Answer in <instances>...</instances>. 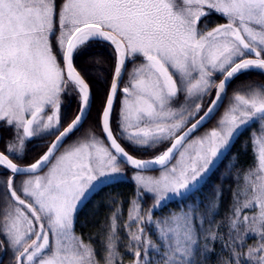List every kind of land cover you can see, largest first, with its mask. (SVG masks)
Listing matches in <instances>:
<instances>
[{"label":"snow or ice","instance_id":"1","mask_svg":"<svg viewBox=\"0 0 264 264\" xmlns=\"http://www.w3.org/2000/svg\"><path fill=\"white\" fill-rule=\"evenodd\" d=\"M213 14L226 22L201 27ZM100 46L112 50L110 82L101 67L76 64ZM250 71L264 74V0H0V140L12 133L0 151V264L5 254L8 264H264V85L228 95ZM89 74L107 88L96 121L77 136L93 108ZM66 97L77 110L65 125ZM250 127L241 148L251 142L253 163L242 180L236 173L217 219L236 161L211 194H199ZM44 136L55 138L34 162H14ZM125 145L156 154L140 158ZM122 166L135 186L124 235L123 202L109 196L98 252L96 236L85 242L76 233V216L92 195L126 179ZM145 197L154 201L147 212ZM172 200L179 206L154 218Z\"/></svg>","mask_w":264,"mask_h":264},{"label":"trees","instance_id":"2","mask_svg":"<svg viewBox=\"0 0 264 264\" xmlns=\"http://www.w3.org/2000/svg\"><path fill=\"white\" fill-rule=\"evenodd\" d=\"M59 3V0H58ZM224 22L223 19L217 16L208 17L203 21L201 24V27L206 23L208 25V28H212L216 26L217 24H221ZM99 59L101 61V64L97 66L94 61ZM77 67L84 68L88 67L89 69L101 67L103 71L107 75V81L110 82L111 77V70L113 67V57H112V50L107 46H100L90 49L88 52H86L83 56L79 57L76 61ZM131 65H129L130 67ZM126 72V71H125ZM88 80L92 86L93 90V108L92 112L90 114L89 120L85 121L83 127L81 128L80 132L76 133L77 136H80L84 133L86 129L89 128L90 125H93L96 121V110L99 107L101 103V96L102 93L107 88V82L105 83H98L95 75L89 74ZM256 84V85H264V74L258 71H250L245 72L242 75H240L237 79H235L231 85L229 86L228 95L231 96L234 89H236L238 86L241 85H247V84ZM123 85V83H122ZM121 85V86H122ZM119 97L117 98L118 101ZM227 101V97L225 98V103ZM224 106L221 107V109ZM117 108V103H116ZM77 110V102L76 100L72 101V103L68 107L62 108V114L64 117V124L66 125L70 119L75 115ZM218 114V113H217ZM115 119V115H114ZM217 119V115L208 123L205 125L204 128L201 129V132L206 130L207 128L213 126L214 122ZM254 127V126H252ZM252 127L248 129L242 130V134L238 137V139L235 141V143L232 146L231 152L228 154V156L222 161L220 166L217 169L216 174L212 177L211 181L207 186H205L200 195V199L203 200L206 195L211 194L212 187L216 183H218V177L221 172L224 171L225 165L229 163V160H235L236 161V167L232 169V178L225 181V193L223 197V203L220 208V216L217 217V219H220L225 214L228 203H229V192L228 187L229 185L233 184V179L236 177V173H241V180H242V173L245 169L248 168L249 165L253 163V154H252V145L249 141L248 150L244 151L241 148V144L244 141L249 140V133L252 130ZM93 130L96 132L97 136H100L101 133L99 131V128L94 127ZM199 134V133H197ZM54 137V136H53ZM49 138H42L38 139L36 142L32 143H38L33 145V147H27V151L25 155L23 156V159H18V162L22 165H27L32 162H34L35 159L39 157L45 150L46 145L43 143L44 140ZM75 139V137H73ZM3 139L0 140V151H2V143ZM69 142V141H68ZM66 142V143H68ZM31 142L27 145L32 144ZM127 150L131 152L133 155L140 157V158H149L156 154V152L148 151L147 153H141L134 151L130 146L125 145ZM163 149H158V151H162ZM127 171L132 172L130 168H127L126 166H123ZM2 172H0V178L6 179L7 173L1 169ZM158 172V171H157ZM149 173H156V172H149ZM234 186V185H233ZM134 184L132 183L131 179L129 178V175L126 176V179L114 183L108 186H105L101 191L95 193L92 195V197L84 204L76 216V225H75V231L77 234H80L84 237L85 242H88V237L90 235L96 236L97 239L93 241L94 244H96L97 251H100V246L98 243L99 240V234L102 232V226L106 225L108 223L107 218L111 214V208L106 206L105 201L109 198V196L113 197L117 200V202H123L122 205V214L118 221L119 227L121 229L120 235L123 237L124 235V224L127 220V212L129 208L128 201L133 198L134 194ZM154 203V201L150 197H145L142 201V206L144 212H147V210L151 207V205ZM178 201L172 200L165 203L166 206H162L159 208L155 214L154 218L163 216L164 214L168 213L170 210H174L179 206ZM116 205H112V208H115ZM136 229V226L133 225V230ZM254 241L249 240L248 243H253ZM219 244H217L216 248L217 251H219ZM123 250V249H121ZM127 257H126V264H127ZM9 258L4 256L2 259V264H8ZM207 264H216V258L213 257L212 260L208 261Z\"/></svg>","mask_w":264,"mask_h":264},{"label":"rangeland","instance_id":"3","mask_svg":"<svg viewBox=\"0 0 264 264\" xmlns=\"http://www.w3.org/2000/svg\"><path fill=\"white\" fill-rule=\"evenodd\" d=\"M215 17V16H217V17H220L219 15H215V14H213V15H211V16H208V17ZM208 17H206L205 19H207ZM221 19H223L224 20V22H222V23H225L226 21H225V19L224 18H222V17H220ZM203 23V22H202ZM215 27V26H214ZM211 29V28H210ZM139 62V61H138ZM131 68V66L129 67V69ZM127 79H128V71L126 70V72H125V77H124V80L125 81H127ZM219 79H220V77H217V83L219 82ZM123 86V85H122ZM75 101L76 99H75V97H66L65 99H64V105H63V107H68L71 103H72V101ZM227 102V101H226ZM205 103H207V97L205 98ZM225 104H227V103H225ZM119 106H120V98L118 99V101H117V111L119 110ZM223 110H224V107L221 109L220 108V111L218 112V114H216L217 115V119L219 118V116H220V114H221V112H223ZM216 119V120H217ZM215 123H216V121L214 122V124H213V126L215 125ZM213 126H211V127H213ZM254 126V125H253ZM211 127H209V128H207L206 130H208V129H210ZM206 130H204V131H206ZM204 131H202L201 133H203ZM200 134V133H199ZM199 134H197V135H199ZM2 135H3V141H5V140H7V138L9 137V136H11L12 135V133L10 132V131H6V132H3L2 133ZM42 138H49V139H46V140H44L43 141V143L47 146V145H49V143L51 142V140L54 138L53 136H44V137H42ZM42 138H35V139H33V141L34 142H36L38 139H42ZM31 142H32V140H31ZM71 141H69L68 143H70ZM27 144H29V143H27ZM36 144H38V143H36ZM33 145H34V143H32V144H30V145H27L26 146V151H27V147L29 146V147H33ZM2 149H4V142L2 143ZM61 150H63V149H61ZM26 151H25V153H26ZM25 155V154H24ZM14 161L16 162V163H18V164H20L19 162H18V159H14ZM123 167V166H122ZM47 169H45V171H46ZM124 170H125V172H126V174L127 175H129V178L131 179V176H132V172H129V171H127V169H125L124 168ZM0 172H2L1 171V169H0ZM147 175H159V172H156V173H146ZM126 175V176H127ZM26 177L25 176H18L17 178H16V184L17 185H19L20 184V182L23 180V179H25ZM6 179H7V176H6ZM5 179V180H6ZM166 202H168V201H166ZM165 202V203H166ZM4 256H6V257H8L9 258V255L8 254H5ZM3 256V257H4Z\"/></svg>","mask_w":264,"mask_h":264},{"label":"water","instance_id":"4","mask_svg":"<svg viewBox=\"0 0 264 264\" xmlns=\"http://www.w3.org/2000/svg\"><path fill=\"white\" fill-rule=\"evenodd\" d=\"M221 107H222V106H221ZM217 113H218V112H217ZM217 113H216V114H217ZM54 138H55V137H54ZM54 138H53L52 140H54ZM52 140H51V141H52ZM50 143H51V142H50ZM50 143H49V144H50ZM20 166H25V165H20ZM21 176H22V175H21Z\"/></svg>","mask_w":264,"mask_h":264},{"label":"flooded vegetation","instance_id":"5","mask_svg":"<svg viewBox=\"0 0 264 264\" xmlns=\"http://www.w3.org/2000/svg\"><path fill=\"white\" fill-rule=\"evenodd\" d=\"M32 142H33V139H32ZM32 142H31V143H32ZM35 144H36V143H34V145H35ZM14 162H15V161H14ZM15 163H16V162H15ZM17 164H18V163H17ZM18 165H22V164H18Z\"/></svg>","mask_w":264,"mask_h":264}]
</instances>
